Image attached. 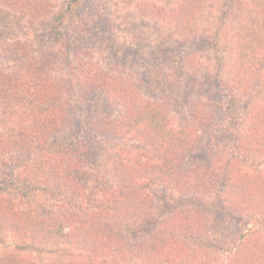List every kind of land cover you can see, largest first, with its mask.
I'll list each match as a JSON object with an SVG mask.
<instances>
[{"label": "rangeland", "instance_id": "1", "mask_svg": "<svg viewBox=\"0 0 264 264\" xmlns=\"http://www.w3.org/2000/svg\"><path fill=\"white\" fill-rule=\"evenodd\" d=\"M263 20L261 0H0V199L22 221L63 222V233L92 216L85 225L101 234L85 227L91 240L79 246L3 222L0 264H248L254 255L263 264L264 211L227 194L233 176L264 169ZM93 67L106 75L95 92ZM30 78L48 93L25 110ZM104 82L122 89L106 98ZM139 101L162 104L175 141L191 129L196 147L175 169L203 170L200 185L138 174L139 163L164 161L144 159L139 133L115 138L98 126ZM65 146L68 160L56 156ZM47 153L77 170L36 184L63 171L41 160ZM119 163L133 165L137 208L102 206ZM191 210V236L170 239L167 226Z\"/></svg>", "mask_w": 264, "mask_h": 264}, {"label": "trees", "instance_id": "2", "mask_svg": "<svg viewBox=\"0 0 264 264\" xmlns=\"http://www.w3.org/2000/svg\"><path fill=\"white\" fill-rule=\"evenodd\" d=\"M262 1L264 3V0H261V3ZM69 7H71L70 4ZM261 25L264 29V20L261 22ZM261 35L262 38H264V32L261 33ZM257 37L258 36L256 34V39L258 40ZM105 76H106L105 72L93 67V73L88 77V82L91 85L90 89L96 90L98 88L99 81L101 80V78L102 80H104ZM34 83H35L34 78H30L27 80V82L24 83V87H25L24 89L26 93L23 95V101L25 104L28 102L27 104L28 106L26 105L24 107L25 110H31L32 106L33 108L39 107L37 106L39 103L38 98H43L48 93L46 91L47 88L45 86L42 87L41 84H34ZM99 87L104 88L105 91L104 96L106 98L110 96L113 97V95L115 96L118 95L119 89H122L121 86L115 85L113 83L105 84V82ZM28 97L30 98V100L28 99ZM105 97H103L102 99L100 98L97 99L96 104L101 106V103H105L106 105L107 99ZM162 111H163L162 104H159L154 101H149V103L144 101H139L138 104H136V106L133 107L131 111L133 112L132 114H126L128 113L126 112L123 115H114V116L112 115L106 118L101 117L99 119L100 121H98L99 122L98 126L101 129H104L107 126H111L112 128L106 130L107 132L110 133V135L114 136L115 138L120 137L123 133H129L130 131H133L136 134L139 133V135L135 137L144 144V150H145L144 154H146V157L144 159L149 158V155L153 156L156 154V156L159 157V159L164 161L163 164L161 165H151V164L149 165V164H143V162H141L142 164L139 163L140 167H138L139 169H137L138 174L143 171L149 172L150 169H154L153 174L156 176V179H158L161 182L165 180L167 184L173 185L174 188L190 187V186L195 187L194 185L198 183L200 185L202 183V179L204 175L206 174L205 172H203V170H200L198 168L186 169L184 165L180 166L181 170L175 169V167H177V160H176L177 155H184L187 152L190 153L192 152V149L196 147L197 141L189 137V135L192 134L191 129H188L189 131H187L184 134L185 136L180 138L182 145L178 149V145L181 143L178 140L177 141L174 140L173 126L162 118L160 113ZM140 123H144V127L141 126ZM59 142H63V141L59 140ZM76 144H78V142L75 143V145ZM70 152L71 151L68 149V146H65L63 147L62 151L59 152V154L56 156L61 159L65 158L64 160H66L67 155H69ZM42 158L45 163L56 166L58 167V169L61 168L63 169V171L59 172L58 170H56V172L53 175V179L42 181L41 178H37L35 179L36 181H34L36 184L43 183L44 185L45 184L56 185V180H58V178H60L61 175H63V177L66 179L67 176L72 175V173H74L77 170V167L73 165L72 161L62 162L61 160L53 156V154L51 153L42 154L41 160ZM52 167L50 168L45 167V169H43L42 174L49 175L50 169ZM133 173L134 171L132 164L131 165L129 164L126 167L120 165L119 163L114 167L112 173L113 186L110 189H105L106 191L104 190L103 193L105 197L109 196L111 199L110 200L107 199L106 200L107 205L102 204V206H104L105 208L110 207L111 210L114 208H120V207L122 208L127 203L133 208L139 207V204L142 202V198L141 195H139L140 188L138 186V183L134 181L135 177H132ZM166 177L169 178L168 181ZM61 183L66 185L64 179H61ZM233 188H235V191H233ZM227 194L231 197L232 196L237 197V199L240 202H245L246 206H254L257 209H261L264 211V169H260V171L258 170L257 173L255 172L250 176L241 177L240 175H237V178L233 176V178H231V182L229 183V190ZM2 201H6V200H2ZM2 201L0 199V225H4L3 222H5V224L7 225L17 224L15 222H18V224H27V226L21 225L26 229V231L35 230L37 233L41 232L42 234L46 235V237H48L49 240L51 238L58 240L63 238L62 240L71 243L75 242L76 245L79 246L84 245L85 243L89 242V240H91L90 234H87L84 231V229H86L85 227H87L86 225L88 222L93 221L92 216L89 217V215H86L82 217L83 222L79 220L82 226L74 227L72 230L68 231L67 233L65 232L63 233V225H64L63 222L40 219V221L36 220V223L38 224L37 225L32 218L22 221L23 219L17 217L18 213H16L15 215L13 214V211L12 212L8 211L9 203ZM182 217L184 219L181 220L179 226L175 225L174 227H172L174 223H172L170 226H167L171 228L170 239H178V238L181 239V237L184 236L186 237L191 236L193 232L190 231L192 230L191 224H193V222L195 221L193 217L198 218V216L196 215V211L193 210L186 211L183 213ZM68 219H71V216L68 217ZM192 220L194 221L192 222ZM44 222H45V228L43 226ZM56 223L60 224L59 228H57L58 225L55 226ZM94 226L95 225L92 224L88 226L86 230L92 231V233L96 237L101 236V234L99 233V228H94ZM192 228L194 230V227ZM249 261L250 263L248 264H251L253 262L258 264L261 263L260 259L256 255H254ZM13 263L11 262L9 263L6 260L1 261V264H13Z\"/></svg>", "mask_w": 264, "mask_h": 264}]
</instances>
